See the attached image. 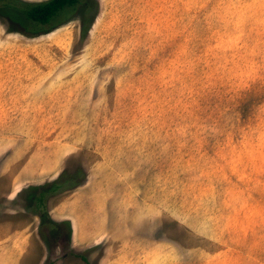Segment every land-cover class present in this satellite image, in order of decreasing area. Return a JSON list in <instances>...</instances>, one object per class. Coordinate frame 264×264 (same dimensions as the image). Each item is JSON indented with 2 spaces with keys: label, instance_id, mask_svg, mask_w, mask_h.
<instances>
[{
  "label": "rangeland",
  "instance_id": "1",
  "mask_svg": "<svg viewBox=\"0 0 264 264\" xmlns=\"http://www.w3.org/2000/svg\"><path fill=\"white\" fill-rule=\"evenodd\" d=\"M44 1L0 0V239L32 231L23 264H264V0L23 15Z\"/></svg>",
  "mask_w": 264,
  "mask_h": 264
},
{
  "label": "crops",
  "instance_id": "2",
  "mask_svg": "<svg viewBox=\"0 0 264 264\" xmlns=\"http://www.w3.org/2000/svg\"><path fill=\"white\" fill-rule=\"evenodd\" d=\"M0 239V264H23L32 242V231H8Z\"/></svg>",
  "mask_w": 264,
  "mask_h": 264
},
{
  "label": "trees",
  "instance_id": "3",
  "mask_svg": "<svg viewBox=\"0 0 264 264\" xmlns=\"http://www.w3.org/2000/svg\"><path fill=\"white\" fill-rule=\"evenodd\" d=\"M79 0H47L44 2L27 4L22 10L23 15L32 21L46 24L50 22L53 17L67 6H73L78 3ZM39 203L44 202L43 192L38 197ZM46 211V210H45ZM43 213V220L49 219L47 212Z\"/></svg>",
  "mask_w": 264,
  "mask_h": 264
}]
</instances>
